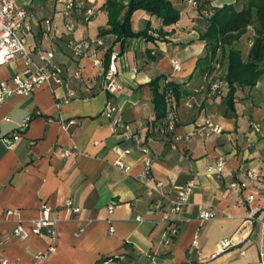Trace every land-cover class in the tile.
<instances>
[{"label":"crops","instance_id":"1","mask_svg":"<svg viewBox=\"0 0 264 264\" xmlns=\"http://www.w3.org/2000/svg\"><path fill=\"white\" fill-rule=\"evenodd\" d=\"M69 1L26 2V9L33 14L26 40L33 65L40 64L36 48L53 52L61 77L78 96L64 104L67 89L49 84L0 104V256L10 264H264L259 224L264 218V184L245 177L248 170L264 176V75L252 88L236 84L230 107L228 86L210 95L203 89L204 75L194 73L197 60L206 52V42L199 36L207 29V18L224 5L232 4L240 11L242 1L200 0L204 2L200 13L189 1L170 0L180 13L179 21L171 26H162L161 20L138 10L131 16L132 31L149 28L148 35L156 40L127 39L121 45L112 34L100 35L108 29L106 13L101 10L105 0H73L95 12L89 22L76 13L73 38L104 42L101 69L90 58L76 59L66 49L69 36L61 12ZM45 21H49L50 31ZM254 23L231 46L244 60L257 20ZM108 50L119 54L117 81L123 89L114 96L102 89ZM215 61L208 78L223 79L227 58L217 53ZM174 62L180 65L177 71ZM23 67L19 56L1 65L0 81L10 80ZM77 70L81 71L79 79L73 78ZM157 78L161 85L172 82L184 90L175 108L176 127L165 138L146 128L148 119L154 118L149 83ZM88 88L91 94H86ZM109 97L117 107L116 117L146 140L154 179L171 194L188 182L194 184L188 204L176 217L177 233L168 243L169 222L150 212L151 199L138 181L142 156L130 141L114 135L111 121L101 115ZM26 119L27 129L8 149L2 138L16 133ZM206 121L221 132L213 133ZM73 147L80 154L60 156ZM118 147L132 148L121 159L129 172L114 164ZM220 158L225 161V175L232 174V179L207 172ZM232 181L246 184L242 194L228 189ZM247 195H253L252 203L241 201ZM67 199L80 208L79 214L62 209ZM111 203L116 207L108 214ZM43 205L51 207L58 219L55 250L37 261L35 256L46 253L50 245L45 232L31 233V222L40 217ZM203 210L215 216L201 221ZM250 210H257L252 220L248 219ZM9 211L15 213L8 215ZM18 226L28 234L26 238L13 234ZM230 238L236 245L217 254V243ZM195 240L197 248L192 247Z\"/></svg>","mask_w":264,"mask_h":264},{"label":"built area","instance_id":"2","mask_svg":"<svg viewBox=\"0 0 264 264\" xmlns=\"http://www.w3.org/2000/svg\"><path fill=\"white\" fill-rule=\"evenodd\" d=\"M28 0H0V66L9 63L16 59L17 56L23 61V70L13 76L8 81H0V104L4 103L8 98L20 95H31L35 90L43 85L54 84L57 87H65L67 89L66 97L63 98L62 103L67 104L71 99L76 98L77 92L69 87V83L65 81L60 75V69L57 66L54 53L46 51L41 47L36 48L35 55L39 61V65H33L30 54L26 51V40L32 31L31 21L33 14L26 9V2ZM189 3L196 7L194 1ZM79 12L82 14L84 21L89 22L95 17L93 9L84 8L77 5L73 0H70L64 6L61 15L63 19V27L65 33L69 36L66 40L65 46L70 54L76 59L90 58L97 69L103 68V60L100 56L101 51L104 50L105 45L101 39H92L85 42L77 41L73 38V34L76 29L75 15ZM47 31H50L49 21H45ZM119 58L118 53H111L109 57V65L104 73L102 89L110 96L118 94L122 89V85L117 81V61ZM180 65L178 62L173 63V69L179 70ZM136 72V70H134ZM81 71L77 70L73 74V78L79 79ZM204 90L210 95H216L221 93L222 89L227 87V83L222 78H208V75H204ZM86 94H91V89L85 90ZM117 107L109 97L104 103L101 115L111 121L112 133L121 137L124 140H128L132 143V147L142 156V168L138 175V181L140 185L145 188V195L151 199L150 212L153 214H161L166 221H168V236L166 243L170 241L169 238L176 235V217L182 212L184 207L188 204L191 194L194 190V184L188 182L183 186L176 188L174 194L165 190V185L159 181H156L152 174V159L150 149L147 145L143 135L136 129H132L129 124H124L119 118L116 117ZM29 119L24 120L17 127L16 133L10 137L2 138V143L11 149L14 143L20 138L21 134L27 129ZM147 126L159 137L170 136L174 131L177 124V113L174 107H170L162 122L158 125L153 124V118L148 119ZM206 126L211 129L213 133L219 134L221 129L218 126L212 125L209 121L205 122ZM257 132L260 130L255 128ZM132 151V148H116L115 152L118 159L115 161V165L125 172L130 171V167L125 165L121 159L128 155ZM80 154L79 151L73 147L72 149L63 150L60 154L62 158H67L72 155ZM225 161L218 159L214 166L207 169L208 173L215 174L218 178H233L232 174L225 175ZM245 177L247 181L257 182L264 184V176H257L251 170L246 171ZM228 189L234 191L237 194H242L243 188L246 187L244 182L232 181L227 184ZM243 203H252L253 195L243 196L241 199ZM116 207L115 203H111L108 206V214H112ZM62 209L66 212L77 215L80 213V208L77 207L72 200L67 199ZM258 210V209H257ZM257 210H250L248 219L252 220ZM14 211L7 212L8 215L14 214ZM55 211L47 206L43 205L40 209V217L31 222V233L33 235H41L43 232L50 239V245L46 253L38 254L35 256V260L40 261L46 258L49 254L55 250V226L57 218L54 216ZM215 215L212 211L203 210L199 213V219L201 221L211 219ZM137 221L141 219L137 218ZM262 229V235L264 236V218L259 221ZM109 233H113L110 229ZM13 234L16 237L24 239L27 237V233L21 226H18ZM233 239L221 240L216 245L217 254L224 253L233 248ZM193 248H197V241H193ZM0 264H10L8 261L0 256Z\"/></svg>","mask_w":264,"mask_h":264},{"label":"trees","instance_id":"3","mask_svg":"<svg viewBox=\"0 0 264 264\" xmlns=\"http://www.w3.org/2000/svg\"><path fill=\"white\" fill-rule=\"evenodd\" d=\"M181 1H194L196 9L200 13L204 11V2L200 0ZM238 1L243 3L240 11H236L232 4L224 5L214 9L213 14L207 18V29L199 36V40L206 42V52L197 60L194 69V73L198 75H209L214 69L213 64L216 62L217 53L221 58H227V73L223 80L229 88L228 105L230 107L236 84L240 87L252 88L264 75V0H236ZM101 10L106 13L108 29L100 35L112 34L116 37V42L120 41L121 45L127 39L156 40L148 35L149 28L137 33L132 31L131 16L138 10L161 20L162 26L174 25L180 19L179 11L173 7L170 0H105ZM255 20H257V28L254 29L250 50L244 60L241 52L231 46L247 32L248 28L256 24ZM227 48L228 51H226ZM110 53L111 50H108L105 57L106 67ZM160 79L157 78L149 83L154 125L162 122L168 108H176L179 99L184 96L182 85L172 82H164L161 85ZM146 128L150 130L147 126Z\"/></svg>","mask_w":264,"mask_h":264}]
</instances>
